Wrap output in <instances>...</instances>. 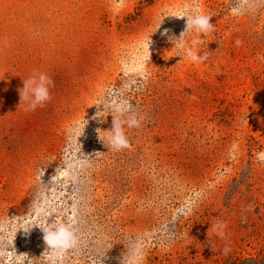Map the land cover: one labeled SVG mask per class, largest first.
Here are the masks:
<instances>
[{"label": "rangeland", "instance_id": "1", "mask_svg": "<svg viewBox=\"0 0 264 264\" xmlns=\"http://www.w3.org/2000/svg\"><path fill=\"white\" fill-rule=\"evenodd\" d=\"M195 3L0 0V264H264V0H199L196 64L168 38ZM33 72L54 86L26 111Z\"/></svg>", "mask_w": 264, "mask_h": 264}, {"label": "clouds", "instance_id": "2", "mask_svg": "<svg viewBox=\"0 0 264 264\" xmlns=\"http://www.w3.org/2000/svg\"><path fill=\"white\" fill-rule=\"evenodd\" d=\"M121 8L125 6L126 0H119ZM195 11L192 13H185L181 19L186 18V28L177 38L175 36H169L171 43L175 41L174 47H178L181 50L182 61L187 59L192 63H204L209 58V52L203 54H198L195 50L199 41L197 39L191 38L193 32L199 34V36L207 37L214 33L215 27L211 23L212 17L207 14H203L199 0H196L194 5ZM232 11L240 15L243 11L241 7H234ZM163 23V22H162ZM161 23V24H162ZM160 24V26H161ZM159 26V28H160ZM169 30H165L162 35L168 36ZM151 43V42H150ZM150 46V44H149ZM54 86L53 80L46 74L42 72H33L28 79L23 80V87L19 90L21 104L25 105L26 111H35L38 107H44V105L50 101V87ZM93 117L96 119L99 117ZM113 129L111 131H106L111 133L107 137L108 145L115 151H122L130 147L129 140L126 136L124 125L128 127H140V120L136 118V114L132 111V105L125 103L123 106H118L113 109ZM88 121L86 120V125ZM101 131L98 130V133ZM104 142V141H103ZM216 229L222 227V225L215 226ZM44 241L48 248L51 249H66L75 243V238L73 233L67 228L61 226L53 230L44 229ZM221 236L222 232L219 233Z\"/></svg>", "mask_w": 264, "mask_h": 264}]
</instances>
